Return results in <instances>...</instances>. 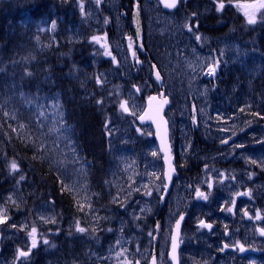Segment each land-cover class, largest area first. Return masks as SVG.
Returning <instances> with one entry per match:
<instances>
[{
    "label": "rangeland",
    "instance_id": "rangeland-1",
    "mask_svg": "<svg viewBox=\"0 0 264 264\" xmlns=\"http://www.w3.org/2000/svg\"><path fill=\"white\" fill-rule=\"evenodd\" d=\"M46 1L53 6L63 3L70 13L76 12V19L71 22L69 14L66 22H61L60 27L55 22L53 28L54 16L34 14L29 10L31 3L25 9L18 7L15 0H0L3 5L5 2L1 11L7 9L15 14L11 20L14 27L25 18L20 47L26 60L33 55L44 60L50 54V44L60 41L61 49L55 47L50 55L52 64L59 67L57 74L67 82L65 73H76L85 81V91L93 90L97 95L107 115L109 155L100 178L103 188L96 193L97 198H106L98 205L90 189L86 194L81 190L79 153L71 129L63 124L61 90H17L20 95L16 97L12 95L14 90H1L0 104L30 115L33 129L50 148L57 173L79 198V216L58 218L51 203L29 199L20 179L19 162L0 148V168L7 173L6 184H0V208H6L9 216L7 223L0 225V264H148L154 248L158 264H170V235L182 212L187 213L182 236L186 247V255H181L183 264H264V240L257 232V228H264V219L255 218L257 211L264 217V122L255 118L250 102L237 101L249 99L245 93L256 70L254 57L259 54L256 32L264 27L260 13L257 23L247 24L238 5L257 0H224L223 11L216 10L215 0H188L173 13L164 12L157 0H141L138 15L129 0ZM193 12L196 17L191 16ZM197 22L198 29L189 31L186 27ZM128 23L134 31L140 29L142 47L137 36L131 39L129 48ZM93 36L103 39L96 43ZM197 36L201 39L197 40ZM105 43L111 56L104 54L106 49L101 45ZM129 50H135L133 61ZM64 52H68L70 64L62 67L57 58ZM140 58L143 64L139 66ZM152 64L162 74L172 101L167 117L174 156L177 162L181 153H187L190 159L177 168L178 176L162 207V155L152 127L138 122L147 97L156 91ZM213 64L216 72L210 76L208 69ZM227 78L238 83L228 93V103L221 102L222 98L213 92L216 84ZM0 84L9 82L6 79ZM239 91L242 96L237 95ZM123 102H127L129 111L121 110ZM17 122L24 131L28 129L25 119ZM12 160L19 165V171L10 170ZM190 165L195 166L191 171ZM196 168L201 172L194 174ZM90 176L98 188L99 176ZM47 182L43 189H49ZM197 188L208 196L207 200L197 197ZM247 192L251 194L237 195ZM205 216H214L212 222L220 228L208 233L196 227ZM12 224L16 227L9 226ZM33 227L38 232V247L28 258L17 260V249L27 251L31 246L28 233ZM78 227L86 231L79 232ZM215 238L245 243L257 249L258 254L245 260L237 256L215 259ZM44 240L49 243L44 244Z\"/></svg>",
    "mask_w": 264,
    "mask_h": 264
},
{
    "label": "trees",
    "instance_id": "trees-1",
    "mask_svg": "<svg viewBox=\"0 0 264 264\" xmlns=\"http://www.w3.org/2000/svg\"><path fill=\"white\" fill-rule=\"evenodd\" d=\"M15 3L18 7L25 9L28 8V3H31L29 10L34 14L43 13L46 16H54L59 27L61 22L64 23L68 20L69 14L72 15L71 22L76 19V12L73 10L70 13L63 3L55 4V6L47 4L46 0H15ZM4 6L5 2L4 5L0 2V59H2L0 62V83L7 79L9 85L2 86L0 84V91L14 90L15 93L12 91V95L16 97L20 95L17 90H30L28 92L31 93L34 90L45 93L51 90H61L63 124L71 129L70 134L79 153L81 190L86 194V190L90 189V193L94 195L92 200L100 205L106 198L103 195L97 198L96 190L103 188L100 178L107 167V155H109V141L105 127L107 115H104L93 90L92 92L85 91V81H82L79 75L74 72H66L65 77L68 78L66 79L68 81L64 82L62 77L57 74L59 67L52 64L50 55L53 54L55 47L58 50L61 49L63 45L60 41L54 40L50 44V54L44 60L38 59L37 55L26 60L20 47L24 38L21 27L25 26V18L17 23V27L12 26L11 20L15 18V14L8 12L7 9L1 11ZM256 33L259 39V54L254 57L253 64L255 65L254 70H256L245 93L249 99L244 98L243 101L242 97L237 101L239 103L250 102L251 112L256 116L255 118L259 122H264V27H259ZM57 61L62 62V67L70 64L68 52L58 56ZM9 77L12 81L8 79ZM234 83L236 82L231 78H227L223 79L220 84H216L213 92L222 98L221 102H229L228 93L234 90ZM242 94L243 92L239 91L237 95L242 96ZM12 95L7 94L10 99H12ZM29 117L30 115L22 109L0 104V148L19 162L20 175L25 177L23 179L24 189L29 199L36 203L42 201L51 203L58 218L62 216L78 217L76 203L79 198L63 183L56 171L50 148L44 140L39 138L38 133L33 129L32 121L29 122ZM20 119L29 122L27 130L24 131L19 127L17 121ZM185 164V162L181 163V160L177 162L178 166ZM194 167L192 165L191 170ZM93 173L94 177L99 176L100 186L98 188L90 176ZM6 181L7 173L0 168V184L4 185ZM44 181L50 183L47 182L49 189H43V185H46Z\"/></svg>",
    "mask_w": 264,
    "mask_h": 264
},
{
    "label": "snow or ice",
    "instance_id": "snow-or-ice-1",
    "mask_svg": "<svg viewBox=\"0 0 264 264\" xmlns=\"http://www.w3.org/2000/svg\"><path fill=\"white\" fill-rule=\"evenodd\" d=\"M96 2L99 3L100 0H96ZM163 2L165 4V7L170 8V9H175L182 2V0H163ZM228 2L231 3V0H228ZM214 6H215L217 11H223L224 8H225V2H224V0H215V5ZM238 6L242 8V10L244 12V16L246 17V22L249 25L257 23V13H260L261 17L264 18V11H261V10H264V0H257V2L252 3V4H245V5H242V6L241 5H238ZM81 11H83V5H81ZM137 15H138V12H137ZM191 16L192 17H196L197 13L193 12L191 14ZM105 23H107V20L105 21ZM138 23H139V21L137 20V24ZM55 26H56L55 21H53L52 22V27L55 28ZM186 27L189 28V31H192L193 27H195L197 29L199 28V23L197 22L194 25L189 24V25H186ZM137 34H139V29L137 30ZM102 39L103 38L99 37V36H93L92 37V40L95 41L96 43H100V41ZM131 39L132 38L129 37V40H130L129 48L130 49L132 48ZM196 39L200 40L201 37L197 36ZM101 46L106 49L104 54L107 55V56H111V52L107 51L108 45L105 43V44H102ZM141 47H142V45H141ZM132 54H133V56H135L136 55L135 51H133ZM112 60L115 61V57H112ZM216 64H218V61L216 62ZM216 64H213V65L209 66L208 75L211 76V75L215 74V72H216ZM28 74L31 75V73H28ZM156 79L157 80L161 79L159 71H157V73H156ZM98 82H100V81H98ZM137 90H139V89H137ZM155 99H156L155 97H149V101H152V100H155ZM166 103H168V101H167V99H164L161 102V104H160V108H162L163 104H166ZM120 108L124 112L129 111V109L127 107V102L121 103ZM158 111H159V109H157V114H158ZM5 114L7 115V113H5ZM140 119L142 121L145 120V119H153V116L149 115L148 113H145V115L141 116ZM21 127H23V125H21ZM225 143H226V141H225ZM240 147H243V145H240ZM153 155H156V153H153ZM251 162L252 163H256V161H251ZM166 163H169V166L171 168L170 161H169V159L167 157H166ZM9 168L13 172L19 171V165L17 164V162L15 160L11 161V163L9 164ZM171 170L174 171V168H172ZM166 175H167V178L170 180L171 179V172L167 173ZM24 178H25L24 176L20 177L21 180H23ZM209 187H211V185H209ZM146 194L150 195L151 193L149 192V193H146ZM250 194H251L250 192L243 193V194L237 193V195H250ZM196 195H197V197L202 198L204 200L208 199V196L204 192H201L198 188L196 189ZM228 211H232V209H228ZM245 214H247L246 211H245ZM255 218L256 219H264V217L261 216V213L259 211L256 212ZM41 219H43V218H41ZM180 219L183 220V217H181ZM8 220H9V216L7 215V209L6 208H0V225L6 224ZM200 225H201V227L211 228V225L210 224H205L204 221H200ZM9 226L13 227V228L16 227L15 224H12V225H9ZM179 227H180V221L178 220L177 223H176L177 234L175 236H173V238H172V240H173V244H172V260L173 261H177L176 249L178 247ZM77 231L85 232L86 229L78 227ZM259 231H260V234L262 236H264V228H261ZM28 236L31 238V246L28 248L27 251H24L22 249H17V253H16V259L17 260H23V259L28 258L30 256L32 250L38 247V243H39V241H38V232H37V229L35 227H33L31 232L28 233ZM43 243L44 244H48L49 241L48 240H44ZM117 243H119V241H117ZM227 247H229V245L225 244L224 248H227ZM239 250L241 252L245 251L244 246L240 245L239 246ZM221 251H223V248L221 249ZM117 255H120V253H117ZM125 264H133V261H126ZM135 264H139V261H136ZM152 264H156L155 259H153Z\"/></svg>",
    "mask_w": 264,
    "mask_h": 264
},
{
    "label": "water",
    "instance_id": "water-1",
    "mask_svg": "<svg viewBox=\"0 0 264 264\" xmlns=\"http://www.w3.org/2000/svg\"><path fill=\"white\" fill-rule=\"evenodd\" d=\"M132 1H134V3L137 5L139 0H132ZM158 1L161 7L163 8V10L167 12L174 11L179 6L178 5L177 8L175 9H170V8L165 7L163 0H158ZM157 71H159L158 68L155 65H153V80L161 90L159 94H150L149 97H155L156 98L155 100L149 101V97L147 98L146 107L143 110V113L139 116L138 121L142 125H148V124L152 125L154 132H155V139L158 144L159 151L163 156L165 185H164V191H163V195L161 197V202H160V205L162 206L170 192V189L174 181V177L177 176V172L174 166V156H173L172 146H171V141H170L169 121L166 117V111L171 105V100L168 96H166V91L164 89V79L160 71L159 73H160L161 79L160 80L156 79ZM164 99H167L168 103L163 104V107L160 108V104ZM157 109H159L158 114H157ZM145 113H148L149 115L153 116V119H145L142 121L140 117L145 115ZM166 157L170 161L171 168L169 166V163H166ZM172 168H174V171L171 170ZM170 172H171V179L169 180L166 174ZM181 217H183V220H184V216H181ZM180 218H179L180 227H179L178 247L176 249L177 261L172 260V244H173L172 238L173 236L177 234V229H176L177 222H176L173 228L170 250L168 253V261L171 264H179L178 254H179V249H180V236H181L182 225H183V220H181ZM245 250H246L245 252L250 251L248 249H245ZM0 253H1V248H0ZM153 259H155L156 264H157V256H156L155 248L153 249V255L149 260V264H152Z\"/></svg>",
    "mask_w": 264,
    "mask_h": 264
},
{
    "label": "flooded vegetation",
    "instance_id": "flooded-vegetation-1",
    "mask_svg": "<svg viewBox=\"0 0 264 264\" xmlns=\"http://www.w3.org/2000/svg\"><path fill=\"white\" fill-rule=\"evenodd\" d=\"M135 11H137V9H135ZM137 20L140 21L139 18ZM133 21H134V24L136 25L135 19H133ZM128 26H129V31L131 33L130 37L132 38V40L135 39V37H137V36H139V37L142 36L140 31H139V34H137L138 28L136 29V31H134V28L132 27L133 25L128 23ZM127 39H129V36L127 37ZM132 53H133V50H129L128 54H129V58H130L131 61H133V54ZM137 64L139 66L142 65L143 64V59L142 58L138 59L137 60ZM213 218H214V216H212V217L205 216L201 220L204 221L205 224H209L210 223L212 225V229L213 230L219 229L220 226L218 227V224H215V223L212 222ZM203 228L206 229V227H203ZM225 235H228V232H225ZM203 242L206 243V241H204V240H203ZM212 242L215 243L216 247H217V248H214V250H212L213 254L216 255L214 257L215 259H217V258H229V257H233V256L236 257L237 256L238 259L245 260L246 258L252 256L251 254L243 256V255H241V253H239L238 250L232 249L231 247H233V246L236 247V245H237L236 242H231V241L229 242V241H226V240H219L218 241L217 238L213 239ZM201 243H202V241H201ZM225 244L229 245V247L224 248ZM222 248H223V251H221ZM185 250H186V247L183 245L180 257H181L182 254L186 255V251ZM191 258H193V256Z\"/></svg>",
    "mask_w": 264,
    "mask_h": 264
},
{
    "label": "bare ground",
    "instance_id": "bare-ground-1",
    "mask_svg": "<svg viewBox=\"0 0 264 264\" xmlns=\"http://www.w3.org/2000/svg\"><path fill=\"white\" fill-rule=\"evenodd\" d=\"M212 28H213L214 30H216V31L219 30V27H212ZM193 172H194V173H197V172H198V168L194 169Z\"/></svg>",
    "mask_w": 264,
    "mask_h": 264
}]
</instances>
